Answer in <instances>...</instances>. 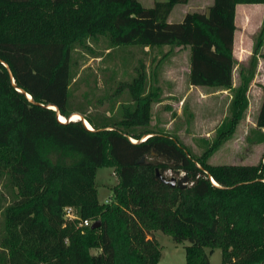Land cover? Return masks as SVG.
Masks as SVG:
<instances>
[{
  "label": "trees",
  "instance_id": "16d2710c",
  "mask_svg": "<svg viewBox=\"0 0 264 264\" xmlns=\"http://www.w3.org/2000/svg\"><path fill=\"white\" fill-rule=\"evenodd\" d=\"M187 1L144 7L138 0H0V29L7 27L10 11L19 13L15 24L21 14L26 19L46 10L53 24L50 33L34 36L31 25L20 29V24L18 38L0 31V264H157L155 231L174 242L188 241L184 264H209L213 248L220 249V264H264V153L249 165L207 162L247 107L264 36L263 10L251 55L246 64L236 60L235 6L264 0H211L206 12L187 11L168 21L172 7ZM100 37L108 49L168 46L157 61L174 47L188 48L187 82L193 86L231 90L238 67L230 117L200 154H191L175 134L150 127L160 88L156 68L148 72L141 60L129 79L116 84L112 95L125 91L127 98L110 113L94 116L71 106L72 53L78 48L92 53L88 41ZM261 87L259 129L264 82ZM72 112L90 129L78 119L67 121ZM259 135L264 141L261 130ZM100 167H110L116 177L103 202L94 184ZM155 171L175 179L182 173L187 183L171 185ZM65 206L77 217L66 219ZM83 219L98 225H79Z\"/></svg>",
  "mask_w": 264,
  "mask_h": 264
},
{
  "label": "rangeland",
  "instance_id": "374dc122",
  "mask_svg": "<svg viewBox=\"0 0 264 264\" xmlns=\"http://www.w3.org/2000/svg\"><path fill=\"white\" fill-rule=\"evenodd\" d=\"M138 1L142 6L149 7L155 0ZM210 3L211 0H188L184 8L179 4L174 5L167 20H180L184 9L186 12L193 10L206 12ZM15 7L18 9L19 6L15 5ZM249 7L248 16H245L244 12H239L237 15L238 26L233 41V55L243 64H246L252 53L254 39L263 15L262 4ZM5 14H7L5 21L8 28H1L0 31H3L7 37L18 38L19 30L29 25L33 29L31 36L43 30L47 33L52 30L53 24L46 10L40 13L33 12L26 19V14H21L15 24L19 13L15 14L10 11ZM40 15H46V18L38 20ZM88 44L92 53L78 48L71 56L73 62L71 65L73 80L69 86L71 106H79L86 113L94 116L104 112L110 113L111 107L116 108L120 101H125L127 98L125 91H121L119 95H112L116 84L129 79L134 74L133 68L137 61L145 59L147 63L149 62L148 72L153 67L156 68L155 82L160 88V101L157 102L158 104H153L151 108L150 127L175 134L191 154L198 155L214 138L216 127L230 117L232 90L239 83L238 67L232 70L231 85L233 88L231 90L193 86L187 82L186 68L189 53L186 47H174L166 56L157 61L163 51L168 50V46L154 47L149 50L148 55L144 56L140 54V45H125L108 49L106 40L101 37L97 41L89 40ZM256 53V67L246 91L247 107L232 136L209 155L207 162L210 164H255L264 153V141H261L259 135L260 130L264 133V128L259 129L255 126L256 114L263 97L261 85L264 82V58L262 56L264 55V36ZM150 58H152L151 61H149ZM152 77L151 75L148 77V84L153 82ZM204 130L207 134H203ZM115 183L116 177L110 167L96 169L94 184L97 199L100 202L109 198L111 187ZM154 237L160 248L157 264H184V246L188 244V241L174 242L170 236L160 231H155ZM96 251L97 249H90L91 253ZM207 255L209 264H220L219 248H213L212 252Z\"/></svg>",
  "mask_w": 264,
  "mask_h": 264
},
{
  "label": "water",
  "instance_id": "95a60500",
  "mask_svg": "<svg viewBox=\"0 0 264 264\" xmlns=\"http://www.w3.org/2000/svg\"><path fill=\"white\" fill-rule=\"evenodd\" d=\"M7 71H8V73H9V75H10V72H9V70H8V68H7ZM11 83H13V81H12V78H11ZM18 91H20V90H18ZM22 93H24V95H25V97L29 100V101H31V99H30V97H29V95L27 94V93H25V92H23V91H21ZM32 102V101H31ZM46 106H52V107H49V108H51V109H53L54 111H55V113H56V117L58 118V116H59V114H58V112H57V108H56V106L55 105H53V104H48V105H46ZM74 112H72V113H70L69 115H68V117L66 118L67 119V121H68V118L71 116V114H73ZM76 114H78V116H79V118H78V120H80L83 124H84V118H83V116L81 115V114H79V113H76ZM85 126V125H84ZM140 161H142V158L140 159ZM155 175L157 176V177H159L161 180H163V181H165V182H167V183H170L171 185H177L178 187H183V186H185L186 185V183H187V178L183 175V174H181V176L178 178V179H175V178H173V177H168V178H165V177H163V176H161L157 171H155ZM210 178V180H211V182L212 183H214L213 182V180L211 179V177H209ZM215 184V183H214ZM98 225V220H95V221H93L92 223H91V227L92 228H94V227H96Z\"/></svg>",
  "mask_w": 264,
  "mask_h": 264
},
{
  "label": "crops",
  "instance_id": "0c3cea01",
  "mask_svg": "<svg viewBox=\"0 0 264 264\" xmlns=\"http://www.w3.org/2000/svg\"><path fill=\"white\" fill-rule=\"evenodd\" d=\"M156 1V0H155ZM154 2V1H153ZM188 2V1H187ZM141 4V3H140ZM142 5V4H141ZM179 5H182V8H184V6L186 5V3L185 4H179ZM250 5H253V6H256V4H237L236 6H235V16H234V24H235V27L237 28V26H238V24H237V22H236V19H237V15L239 14V12H244L245 13V16H248V10H249V6ZM173 8V7H172ZM263 8H264V5H263ZM263 8H261V10L263 11ZM186 12V10L184 9L183 10V14ZM236 31V30H235ZM234 34H235V32H234ZM235 37V36H234ZM163 47V46H162ZM150 49H152V48H149V47H147V46H143V47H140V54L141 55H144V56H146V55H148V53H149V50ZM151 59L152 58H150V60L149 61H151ZM143 63H144V65H145V68H146V70H147V65H148V63H147V61L145 60V59H142L141 60ZM187 71H188V65H187V68H186V73H187ZM261 90H262V87H261ZM163 92H164V90H162ZM262 94H263V92H262ZM156 104H158V103H156ZM153 107V106H152ZM151 117H152V115H151ZM263 129V128H262ZM205 131V133H203V134H207V131L206 130H204ZM205 136H207V135H205Z\"/></svg>",
  "mask_w": 264,
  "mask_h": 264
},
{
  "label": "built area",
  "instance_id": "2783aa9c",
  "mask_svg": "<svg viewBox=\"0 0 264 264\" xmlns=\"http://www.w3.org/2000/svg\"><path fill=\"white\" fill-rule=\"evenodd\" d=\"M63 212H64V213H63V216H64L66 219H74V218L77 217L74 208L71 207V206H65V207L63 208ZM90 223H91V221H89V220H87V219H83V220H81V221L79 222V225H88V224H90Z\"/></svg>",
  "mask_w": 264,
  "mask_h": 264
},
{
  "label": "bare ground",
  "instance_id": "6f19581e",
  "mask_svg": "<svg viewBox=\"0 0 264 264\" xmlns=\"http://www.w3.org/2000/svg\"><path fill=\"white\" fill-rule=\"evenodd\" d=\"M49 107H52V106H49ZM78 118H79L78 114H71V116L68 118V120H76ZM58 120L59 121H64L65 119L62 116L59 115L58 116ZM84 125H85L86 128L90 129V126L88 125V123L85 120H84Z\"/></svg>",
  "mask_w": 264,
  "mask_h": 264
}]
</instances>
